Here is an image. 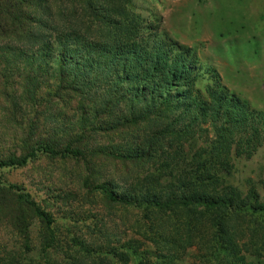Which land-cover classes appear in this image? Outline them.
Listing matches in <instances>:
<instances>
[{
	"label": "rangeland",
	"instance_id": "rangeland-1",
	"mask_svg": "<svg viewBox=\"0 0 264 264\" xmlns=\"http://www.w3.org/2000/svg\"><path fill=\"white\" fill-rule=\"evenodd\" d=\"M0 6L14 10L0 24L23 6L33 22L28 40H0V264H114L115 250L121 264H264L251 230L226 244L212 210L181 204L229 182L246 197L249 180L264 198V0ZM229 101L243 108L224 117ZM209 145L228 165L199 162ZM67 149L85 158L55 155ZM104 189L179 206L121 208Z\"/></svg>",
	"mask_w": 264,
	"mask_h": 264
},
{
	"label": "trees",
	"instance_id": "trees-1",
	"mask_svg": "<svg viewBox=\"0 0 264 264\" xmlns=\"http://www.w3.org/2000/svg\"><path fill=\"white\" fill-rule=\"evenodd\" d=\"M20 1L22 0H0V4L18 5ZM11 10L7 11L6 13L0 6V17L2 15H7L10 17L9 19H11V15L14 11L13 9ZM18 11H20V18H17L15 15V17H13V21H14L13 24H11L10 22H7L5 24H0V40L6 39V37L9 38L18 37L21 40H28L31 36H33L32 35L33 22H31V18H30L31 16L28 12V7L23 6L22 9H18ZM9 19H7V21H9ZM52 21H54L53 17H52ZM52 37L53 36H48L47 38L52 40ZM149 59L151 65L156 64L155 77L159 78L162 74H164V72L161 71L164 67V63H163L164 60L156 56L152 51ZM177 104L178 103H176L175 106H177ZM240 108H243L242 103L240 101L232 102V103H230L229 101L224 109V117H231L233 111L239 110ZM243 112H244L243 109H241L240 113L242 114ZM241 114H239L238 116L242 117L243 114L242 115ZM129 123L133 124L134 122L131 120ZM175 131L176 129L174 130V133ZM188 131L190 130L188 129ZM174 133L171 137L172 139ZM168 135L170 136L171 133H169ZM191 143L194 145V148L200 147L196 139L194 140L192 138ZM40 149L41 147L31 152L29 156H27L22 162L19 163V165H24L26 163V159L33 157L34 154ZM45 151L50 152L48 148H45ZM61 154H74L78 157L85 158L81 152L78 151L73 152L69 149H67L63 153H58V152L55 153V155H61ZM195 156H198L199 162H201L203 158L208 160V162L214 161V166L217 169L220 168L221 166L223 167L225 165H228L231 158L229 154L223 155V152H216L215 150L212 149V146L210 145L206 149L204 150L202 149L198 151L195 154ZM12 164H2L1 166H10ZM212 180L214 181L215 185H219L220 179L214 176L212 177ZM254 183L255 182L253 180L248 181L249 194L246 197H243L241 193L242 191L240 190L239 187L234 186L229 182L228 186H226L225 189H223V191H225L224 194L215 191L213 195L205 196L203 193L202 197L200 196L197 200H195V202L184 201L181 204L183 206L186 204H188L187 206L199 204L205 206L206 210H212L213 216H217L216 218L217 222L215 224V227L217 228V232L219 233L220 238L224 240L226 244L232 245L231 235H234V233H232L234 230H240L241 232H244L245 230H251L248 240L249 242L250 241L252 242V246L254 248L264 247V198L258 193L257 187L255 186ZM263 188H264V182H263ZM95 189L98 190L100 188L96 187ZM259 191L263 192L264 189H260ZM103 194L107 197L109 204L119 206L121 208L128 206L131 207L147 206L148 208L150 206L154 208V206L155 207L157 206L161 210L162 209L168 210L177 205L179 206V204H174V202L161 204V200L160 201L152 200V199L148 200V198L143 199L140 206L136 201L128 200L125 198L120 199L115 194L105 189L103 190ZM157 202L159 203L157 204ZM28 203L34 209L36 215L39 218H41L43 222L46 224L45 226L47 227L49 234L51 236L50 244H52L53 233L52 230H50L49 228L50 225L52 224V220L50 216H48V214L41 211L34 204V202H28ZM234 219L236 220L238 229L233 225ZM113 236H114V231L113 234H108L107 238ZM121 249H125V253L128 252V247H123ZM248 253L260 257L258 251L256 252L248 251ZM114 255H115L114 264H121L120 261L127 262L124 261L122 258L123 253L116 252L115 250ZM116 255L118 258H116ZM226 264H235V262L231 260H227Z\"/></svg>",
	"mask_w": 264,
	"mask_h": 264
}]
</instances>
